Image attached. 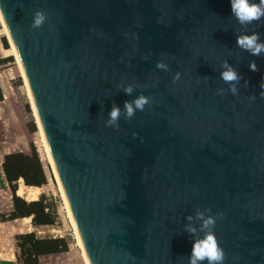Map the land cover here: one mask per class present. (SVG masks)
Here are the masks:
<instances>
[{
	"label": "water",
	"instance_id": "water-1",
	"mask_svg": "<svg viewBox=\"0 0 264 264\" xmlns=\"http://www.w3.org/2000/svg\"><path fill=\"white\" fill-rule=\"evenodd\" d=\"M0 10L87 264H189L184 226L197 209L216 216L224 264H264V54L237 46L245 27L264 41V19L240 25L231 0H0ZM37 10L47 19L32 28ZM225 60L243 77L236 95ZM121 84L136 86L131 96ZM141 94L150 103L126 120L124 102ZM114 103L118 128L105 126Z\"/></svg>",
	"mask_w": 264,
	"mask_h": 264
},
{
	"label": "rangeland",
	"instance_id": "rangeland-1",
	"mask_svg": "<svg viewBox=\"0 0 264 264\" xmlns=\"http://www.w3.org/2000/svg\"><path fill=\"white\" fill-rule=\"evenodd\" d=\"M2 38L7 47L4 49L0 41V59L11 57L9 45L0 26V40ZM15 63L14 58L11 57V62L0 65V212L8 210L10 204V191L2 172L4 157L12 156L19 164L25 163L30 166L31 150H33L44 172L45 184L39 188L26 187L21 180H18L15 184V188H18L16 194L27 202L43 195L54 223L52 226L35 230L30 226L29 218H24L23 221L17 220L1 226L0 264H14L12 257L15 247L14 236L16 233L22 235L30 232H34L38 237L63 238L68 245L67 252L43 257L40 259V264H84L60 186L46 158L40 135L36 132L37 127L30 112V99L26 98L22 77ZM32 126L33 131H30Z\"/></svg>",
	"mask_w": 264,
	"mask_h": 264
},
{
	"label": "clouds",
	"instance_id": "clouds-1",
	"mask_svg": "<svg viewBox=\"0 0 264 264\" xmlns=\"http://www.w3.org/2000/svg\"><path fill=\"white\" fill-rule=\"evenodd\" d=\"M231 10L238 23L242 26H247L264 19V0H259L258 3L254 2V0H231ZM2 13L3 11L0 10V16H2ZM46 19V13L37 10L33 17L32 28L41 27ZM246 33L247 28L245 27V32L237 35V46L241 50L247 51L252 56H261L264 54V41L261 40L260 33L255 31H252L251 34ZM156 67L165 71L169 70L168 64L162 60L157 61ZM221 67L223 69L220 73L221 79L229 85L228 91L236 95L238 93L237 85L243 77L227 60L222 63ZM249 67L251 71L259 70L255 61H250ZM180 76L181 74L176 72L173 76V82L175 83L178 81ZM247 85L248 82L245 81V86ZM118 87L121 88L126 95L131 96L136 86L133 84H121L118 85ZM260 87L264 89V82L261 83ZM218 91L220 94H223L225 89L221 88ZM262 96H264V92H262ZM149 103L150 98L143 94L137 96L133 100L125 101L123 105L124 118L126 120L133 118L137 111H143L145 106ZM121 115L122 109L114 103L108 114L105 126L118 128ZM210 212L211 209H204L203 211L197 209L195 217H193V215H188L186 217L189 223L184 226V231L194 238L191 254L188 257L189 264H203L204 261H207V264H224L226 253L220 246L213 231L216 223V216L207 214ZM194 220L200 222L199 229L193 225ZM198 232H204L202 238L199 237Z\"/></svg>",
	"mask_w": 264,
	"mask_h": 264
},
{
	"label": "trees",
	"instance_id": "trees-1",
	"mask_svg": "<svg viewBox=\"0 0 264 264\" xmlns=\"http://www.w3.org/2000/svg\"><path fill=\"white\" fill-rule=\"evenodd\" d=\"M0 41L2 47L5 49L7 47L5 40L2 38ZM8 50L10 52V48ZM9 62H11V57L0 59V65ZM32 115L33 114H31V116ZM30 131H33V126L30 128ZM36 132L38 134L37 128ZM31 155L32 160L30 166L25 163L19 164L16 159H13V157L9 155L5 156L3 159L2 172L10 191L11 209L8 213L0 214V222H11L29 218L31 227L36 230L37 228L52 226L54 218L49 212V207L43 195L29 202L16 195L17 189L15 188V184L18 180H21L22 184L26 187L39 188L45 184L44 172L33 150H31ZM14 241V259L16 264H38L39 257L65 253L67 252L68 246L66 240L63 238L38 237L34 232L15 235ZM80 257H82V255H80ZM82 259L83 258H81V260ZM82 262H84V260Z\"/></svg>",
	"mask_w": 264,
	"mask_h": 264
},
{
	"label": "bare ground",
	"instance_id": "bare-ground-1",
	"mask_svg": "<svg viewBox=\"0 0 264 264\" xmlns=\"http://www.w3.org/2000/svg\"><path fill=\"white\" fill-rule=\"evenodd\" d=\"M0 24H1V27H2V30H3V34H4V36H5V38H6L7 42H8V45L10 47L11 53H12V55L14 57V61L16 62L15 64H17L18 70L20 72V76L22 77L23 85H24L25 90H26V97H27L28 100L30 99V104L31 105L30 104L29 105H30V109H31L32 114H33V117H34V121H35L34 123L36 124L38 133H39L40 138H41V141L43 143V147H44V150H45V153H46V158L49 160L50 167H51V169L53 171V174H54V177H55V179L57 181V178H56V175H55V172H54V168H53V165H52V161H51V158H50V155H49V152H48V149H47V146H46V143H45V140H44V137H43V134H42V131H41L39 122H38V118H37V115H36V112H35V108H34V105H33V102H32V98H31V95H30V92H29V89H28V86H27V82H26V79H25V76H24V73H23V70H22V66H21L20 61L18 59V56L16 54L15 48H14L12 42L10 41V38H9L8 33L6 31V28H5V26H4L3 22H2L1 16H0ZM57 183H58V181H57ZM61 194H62V192H61ZM62 197H63V195H62ZM63 199H64V197H63ZM64 203H65V200H64ZM65 205H66V203H65ZM66 208H67V206H66ZM67 212H68L67 215L70 218V222H71V224L73 226V229H74V232H75L77 247H78V249L81 252V255H82V258H83L85 264H87L86 259H85L84 254H83V251H82V248H81V245H80V242H79V239H78V236H77V233H76V230H75V227L73 225V222H72V219L70 217V214H69L68 209H67Z\"/></svg>",
	"mask_w": 264,
	"mask_h": 264
},
{
	"label": "crops",
	"instance_id": "crops-1",
	"mask_svg": "<svg viewBox=\"0 0 264 264\" xmlns=\"http://www.w3.org/2000/svg\"><path fill=\"white\" fill-rule=\"evenodd\" d=\"M4 35V34H3ZM7 41V40H6ZM8 43V42H7ZM10 48V47H9ZM10 52H11V50H10ZM12 54V53H11ZM11 56V55H10ZM13 56V55H12ZM11 56V57H12ZM14 58V57H13ZM20 181V180H19ZM18 189V188H17ZM16 192H17V190H16ZM17 195V194H16ZM18 196V195H17ZM19 197V196H18ZM21 198V197H20ZM23 199V198H22ZM9 201H10V197H9ZM10 209H11V205L9 204V208H8V210H5L4 212H0V214H5V213H8L9 211H10ZM20 221H23L24 220V218L23 219H19ZM15 221H17V220H14V221H11V222H15ZM10 222V221H9ZM9 222H0V227L1 226H3V225H7V224H9ZM29 224H30V222H29ZM31 226V225H30ZM15 235H19V233H16ZM14 247V246H13ZM14 252H15V248H14V250H13V253H12V257H13V260H14V264H16L15 263V259H14ZM49 256H52V255H49ZM43 257H48V256H41V257H39L38 258V264H40V259L41 258H43Z\"/></svg>",
	"mask_w": 264,
	"mask_h": 264
}]
</instances>
